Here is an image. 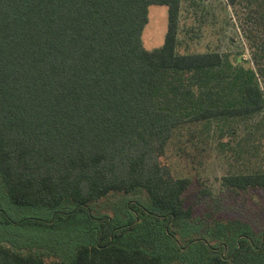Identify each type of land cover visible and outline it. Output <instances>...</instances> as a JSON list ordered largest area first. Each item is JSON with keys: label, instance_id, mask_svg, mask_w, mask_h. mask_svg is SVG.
<instances>
[{"label": "trees", "instance_id": "trees-1", "mask_svg": "<svg viewBox=\"0 0 264 264\" xmlns=\"http://www.w3.org/2000/svg\"><path fill=\"white\" fill-rule=\"evenodd\" d=\"M181 1L0 0V192L42 213L14 220L0 209V230L84 226L106 197L150 198L126 225L107 219L72 258L47 235L0 237V264H264V232L239 218L195 217L183 195L190 179L164 160L186 128L263 112L264 0H246L250 59L179 52ZM154 4L168 7V29L162 47L147 50L142 32ZM222 184L264 190V171ZM202 224L208 240L191 229ZM196 244V261L180 258Z\"/></svg>", "mask_w": 264, "mask_h": 264}, {"label": "rangeland", "instance_id": "rangeland-1", "mask_svg": "<svg viewBox=\"0 0 264 264\" xmlns=\"http://www.w3.org/2000/svg\"><path fill=\"white\" fill-rule=\"evenodd\" d=\"M247 9L246 0L236 5H232L229 0H182L179 13L178 51L219 52L229 54L231 58L240 55L244 59H250L246 30L252 23L247 16ZM167 29L168 7L151 5L148 23L142 32L144 48L154 50L162 47ZM178 135L168 144L164 160L170 165L176 177L190 179V185L183 194L186 207L192 208L197 218H208L211 222L239 218L249 222L257 232H264V190L252 188L239 190L222 184L223 178L231 174L264 171V110L249 118L228 119L210 125H194ZM118 195L123 199L127 198L129 202L135 196L133 193L129 195L118 193ZM110 197V201L106 197L95 202L99 204L98 208L94 205L91 208L94 220L84 226H76L75 222L71 221L59 229L39 230L44 234L36 232L37 230L32 227L29 230L21 226L17 227L16 235L12 234L13 236L10 232L0 230V237L10 236L17 243H27L36 239V236L43 235L41 238L43 240L44 235H47L52 249L61 248L59 246L64 243L68 244L69 247L62 251H66L64 254L72 258L73 248L78 247L80 243L93 242L95 231L105 224L107 219L114 220V225H126L131 217L137 214L142 216L139 206L143 207L150 203L148 194L142 201L143 205L130 204L132 206L127 202L115 201L118 196ZM0 209L5 210L14 220L42 215L39 211L14 205L1 192ZM81 219L78 217L76 221ZM203 227L205 228L202 224L198 231L196 228L191 229L195 231L197 238L208 240L202 233ZM137 230L135 232L139 233L140 237H144V232L141 229ZM85 231L87 234L84 233ZM133 234L134 232L131 233ZM153 238L154 236H150L149 240ZM177 238L183 246V239L178 236ZM173 246H175L174 241ZM199 247L200 245L196 244L193 251L189 249L181 252L180 258H186L189 263L196 261L193 252Z\"/></svg>", "mask_w": 264, "mask_h": 264}]
</instances>
